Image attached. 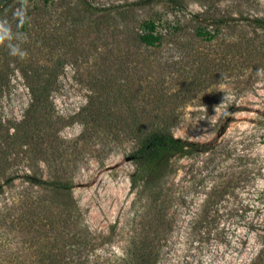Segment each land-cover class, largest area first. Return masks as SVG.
<instances>
[{
	"label": "rangeland",
	"instance_id": "rangeland-1",
	"mask_svg": "<svg viewBox=\"0 0 264 264\" xmlns=\"http://www.w3.org/2000/svg\"><path fill=\"white\" fill-rule=\"evenodd\" d=\"M20 7L21 0H0L12 33L0 43V182L16 177L0 201L22 192L49 198L27 188L28 175L69 180L86 223L123 254L137 191L129 122L161 117L198 148L171 161V184L187 202L163 264H241L256 244L251 234L239 252L238 238L249 218L264 215V30L254 22L264 18V0H27L22 27ZM147 21L160 43L131 45ZM9 44L24 57L10 55ZM40 85L48 88L45 128L21 144L17 127L39 114L31 86ZM227 181L223 215L204 234L196 213Z\"/></svg>",
	"mask_w": 264,
	"mask_h": 264
},
{
	"label": "trees",
	"instance_id": "trees-1",
	"mask_svg": "<svg viewBox=\"0 0 264 264\" xmlns=\"http://www.w3.org/2000/svg\"><path fill=\"white\" fill-rule=\"evenodd\" d=\"M42 1L48 4L52 0ZM254 22L264 30V18H255ZM199 34L213 36L203 30ZM134 36L136 42L131 45L136 47L156 46L162 39L154 21L145 22L143 31ZM31 89V106L40 105V110L37 116L32 115L25 122L23 119L17 127L21 144L33 140V131L43 129L44 126L39 127V118L47 113L44 107L47 86H31ZM162 123L157 116L145 120L133 117L129 122L138 144L131 154L135 163L131 186L137 191L133 202L135 224L123 254L111 248L109 235L94 231L86 223L73 196L72 182L28 175L27 188L45 190L50 197H33L29 192H22L4 196L0 201V264H163L164 248L175 228L180 207L187 202L186 195L171 184V161L176 156L194 153L198 148L173 135ZM4 169L5 166H1L0 172ZM15 179L8 176L0 182V194H9L5 186L13 188ZM232 187V182L227 181L219 193L208 192L205 206L196 213L197 222L204 223L202 233H212L213 224L223 215L219 206ZM249 219L245 234L238 238L239 252L248 249L251 234L256 245L241 264H264V215Z\"/></svg>",
	"mask_w": 264,
	"mask_h": 264
},
{
	"label": "clouds",
	"instance_id": "clouds-1",
	"mask_svg": "<svg viewBox=\"0 0 264 264\" xmlns=\"http://www.w3.org/2000/svg\"><path fill=\"white\" fill-rule=\"evenodd\" d=\"M27 0H21V7L16 10L14 16L19 18V25L20 27L26 22L27 19ZM12 33L11 28L8 26L6 20H0V43H4L5 40H11ZM9 54L13 56H20L21 58L24 57L25 53L20 50L17 45L9 44ZM258 75H264V68L258 70ZM226 99V97H225ZM264 183V182H261Z\"/></svg>",
	"mask_w": 264,
	"mask_h": 264
}]
</instances>
